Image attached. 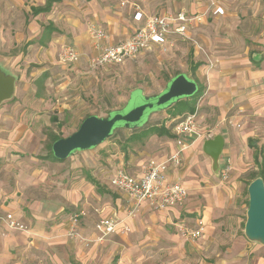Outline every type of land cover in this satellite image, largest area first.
Masks as SVG:
<instances>
[{"label": "crops", "instance_id": "crops-1", "mask_svg": "<svg viewBox=\"0 0 264 264\" xmlns=\"http://www.w3.org/2000/svg\"><path fill=\"white\" fill-rule=\"evenodd\" d=\"M134 1L141 5L145 14L170 15L180 11L188 15L203 14L202 19L188 30L193 39L179 35L171 37L180 40L178 44L183 39L194 45L190 47L189 54L191 70L197 76L207 78V94L198 102L199 127L212 128L215 135L223 134L225 146L220 157L221 167L228 155L236 169L245 164L244 158L248 164L252 158L255 161L254 152L249 150V139L255 140L253 134L240 132L223 120L232 118L235 123L239 122V116L232 112L235 105L243 103L242 99L255 100L256 89L264 92L263 86L258 87L264 82V0H171V8L164 6L157 11L156 6H148L146 1ZM48 2L0 0V65L11 73L20 67L22 61L41 65L54 60L59 44L67 41L82 50H94L87 59L92 68L98 67L93 63L99 52L89 31L91 24L105 30L106 37L101 40L104 45L118 44L142 25L134 20L135 7L132 4L121 6L120 0H53L48 10L35 11V8L46 7ZM214 5L223 8L224 12L211 13L209 10ZM255 54H261V58L255 59ZM208 60L212 62L211 68ZM45 71L46 68L36 73L43 75ZM18 86L19 82L15 91ZM214 114L217 118L212 119ZM178 118L163 122L170 127ZM35 120L39 118L33 114H20L18 117L0 114V122L22 125L21 129L15 127L9 131L7 135L10 138H32L35 132L29 124ZM171 132L174 137L157 134L150 137L155 144L153 153L148 155V159L133 157L138 163L135 170L125 167L124 163L113 169L108 175V189L115 192L112 197L114 207L108 201L96 206L95 219H87L84 227L78 226L77 236H69L68 232L66 235L63 223L57 218L62 217V212L71 205L79 204L84 192L81 194L78 189L61 187L59 194L53 195L49 184L51 173L45 167L50 162V154H44L39 159L41 162H37L40 166L42 163L44 167L41 168L35 166L33 160L31 163L25 161L26 156H19L22 161L18 165L3 163L5 159L14 158H9L7 148H0V264H154L155 259L165 256L164 264H192V260L187 258V245L193 251L203 253L222 234L211 225L213 217L218 214L214 195L218 183L212 173V160L204 153L202 138L184 150L179 167L172 166L168 171L171 180L180 181L188 190V197L182 205L158 209L144 201L134 216H130L129 231L120 226L116 232L103 236V232L95 227L101 217L113 215L121 219L134 206L126 193L111 184L114 174L123 169L140 175L146 161L166 158L179 144L173 128ZM241 149L247 157H243ZM90 182L101 194L93 190L96 197L102 198L109 192L99 180ZM85 203L87 201L82 204ZM9 213L27 224L30 230L9 229L4 220ZM200 218L205 223L204 233L191 243L175 231L181 225H197ZM229 235L230 240L221 241L227 243V251L238 252L234 253L235 264H264V245L250 244L248 249V242L233 232ZM85 239L94 242H85ZM231 261L232 258L219 256L215 264H231ZM200 262L214 264L203 258Z\"/></svg>", "mask_w": 264, "mask_h": 264}, {"label": "rangeland", "instance_id": "rangeland-1", "mask_svg": "<svg viewBox=\"0 0 264 264\" xmlns=\"http://www.w3.org/2000/svg\"><path fill=\"white\" fill-rule=\"evenodd\" d=\"M143 1H146L148 6H151V4L156 6L155 11L164 6H166L165 8H171V0ZM179 41L178 39L172 40L166 46L157 45L153 49L146 50L138 57L122 64L102 65L94 68L89 65L87 59L93 54L92 52L94 50H82L78 48V45L67 41L59 44L55 52L54 60H48L47 63L41 65L34 63L28 64L22 61L20 67H17L14 71L12 70L13 74L17 76L16 83L19 82V86L14 96L1 104L0 114L14 117H18L20 114H33L39 120H35L34 123L29 124V127L35 132V135L27 139L22 138V136L19 138H10L7 135L15 127L22 128V125L18 124V122L13 125L11 123L0 122V148H7L9 158H14L5 159L3 163H15L18 165L22 161V158L19 156H26L25 161L31 163L33 160V162H36L35 166H40L38 165L41 162L39 159H42L41 157L44 154H50V162H47L48 164L45 167L51 173L49 184L52 187L53 195L59 194L58 192L62 189L61 187L78 189L82 191L81 194L84 192L79 204L73 205V207L71 205V208L68 207L62 212V217L58 216L57 218L58 222L63 223L62 226L66 229V235L77 236L76 234H79L78 226L84 227L87 219H95L96 216L93 213L96 211V206H100V204L108 201L110 206L114 207L115 204L112 202V197L115 196V192L108 189V175L120 163H124L125 167L132 171L138 168V163L134 162L132 158L143 156V158L148 159V155H152V150L155 145L150 140V137L156 134L133 137L132 134L136 129L121 127L115 131L112 137L106 139L99 146L88 150L76 151L65 160H56L51 155L49 148L51 136L53 134L62 136L71 134L78 129L87 115L96 114L105 116L114 109L124 107L131 93L135 90L133 100L128 108L133 104L140 103L142 96L140 90L137 89L141 88L145 94L161 93L177 73H185L196 80L198 83V91L201 86L202 93L196 99L198 108V102L207 94V78L202 75L197 76L191 70L189 54L190 47L194 45L191 42L188 44L187 42L189 41L183 39H181L182 43L178 44ZM65 46L75 48L80 56L82 53L81 59L72 64L68 62H64L66 63L64 65L63 63H59L61 61L59 53ZM207 62L211 68V60ZM44 68H46L45 76L36 73L37 71L41 72ZM259 86H263L261 88H264V82L259 84ZM263 96V89H256L255 100L252 98L242 99L243 103L235 105L233 108L232 112L239 116V122L237 121L235 123L232 121V118H225L223 121L226 125L236 127L240 132L253 134V138H255L258 146L264 148ZM64 104L65 107L63 106ZM183 104L184 101L175 103V111H179L183 107ZM167 114H170V117ZM147 115H145L144 120ZM181 115L174 116L171 110H154L150 112L147 120L137 130L148 127L151 124L165 123L163 121L170 120L174 117L178 118ZM213 118L215 119L217 116L214 114L212 116ZM209 129L215 135V130L212 128ZM201 138L202 140L208 139L206 137ZM249 150L254 152V148L252 147ZM241 152L243 157L248 156L244 152V149H241ZM225 161L218 173L212 170L218 183L214 195L217 206L216 212L219 215L217 214L213 217L211 225L217 228L222 234L215 238L211 248L203 253L197 250L193 251L187 245V258L192 260V264H201L200 258L215 264L219 256H223L225 259L232 258L231 264H235L236 255L234 253L238 252L227 251V243L221 241L223 239L230 240L229 233L231 232L235 236L237 235L248 242V249L251 248L250 244L254 245L259 243L248 239L244 231L249 205L248 183L250 182L252 172L257 171L258 166L253 158L249 164L244 158L243 161L245 164H241L240 168L238 167L239 169H236L230 155H228ZM146 163L147 161L144 165ZM40 167H44L42 163ZM89 175L99 180L104 189L109 190V192L102 195V198L96 197L95 193L99 194L97 192V186H93L89 181ZM93 190L95 191L94 194L92 193L94 192ZM84 201H87L85 205L82 204ZM79 212H83V214H81L78 224L73 225L72 217L75 213ZM134 213L135 211L132 214H124L120 219L125 231L130 230L128 222L130 221V216H134ZM22 223L25 228L18 230L29 231V226L24 222ZM195 226L193 224L186 225L188 228ZM72 227L75 230H71ZM178 228L175 231L180 233L181 237L186 240V237L180 231V227ZM84 241L94 242L92 239H85ZM192 241V239H187L189 243ZM218 244L219 246H217ZM228 256L233 257L228 258ZM166 257H158L155 259L154 264H164Z\"/></svg>", "mask_w": 264, "mask_h": 264}, {"label": "built area", "instance_id": "built-area-1", "mask_svg": "<svg viewBox=\"0 0 264 264\" xmlns=\"http://www.w3.org/2000/svg\"><path fill=\"white\" fill-rule=\"evenodd\" d=\"M121 6L132 4L136 11L134 20L142 23L136 27L133 34L120 41L116 45H104L101 40L106 37L105 30L97 24H91L89 31L94 38V46L98 50L93 63L95 66L121 64L127 59L136 58L153 45L166 46L172 42V36L179 35L188 37V30L195 22L200 21L203 14L188 15L185 11L175 14H145L141 5L134 0H120ZM213 14L223 13L220 6H212L209 10ZM62 62L76 63L80 59L79 52L70 46H65L60 52ZM198 108L195 112L185 113L175 121L173 131L178 139V147L162 160H150L143 166L140 175H133L126 170L119 169L111 178V184L126 193L134 202L129 211L132 214L142 202L148 201L155 208L164 209L168 206L182 205L187 197L188 190L180 182L169 178L170 167H179L182 163V153L195 140L206 137L212 138L214 134L211 129H201L197 119ZM83 212L75 213L72 217V224H78ZM9 229H24V224L15 218L13 214H7L4 218ZM117 217L110 215L101 217L95 227L103 232V236L112 234L122 226ZM205 223L198 220L197 225L188 228L180 226V231L186 239L195 240L204 233ZM71 230H75L73 227Z\"/></svg>", "mask_w": 264, "mask_h": 264}, {"label": "water", "instance_id": "water-1", "mask_svg": "<svg viewBox=\"0 0 264 264\" xmlns=\"http://www.w3.org/2000/svg\"><path fill=\"white\" fill-rule=\"evenodd\" d=\"M260 59L261 54H255ZM17 76L0 65V106L11 99L16 90ZM140 90L142 101L133 104V91L127 104L117 108L105 116L92 114L84 118L77 130L67 136H62L52 144L54 156L65 160L79 150H88L99 146L106 139L113 136L118 128L137 129L149 116L150 112L159 109L168 110L180 100L196 94L198 83L185 73L174 76L166 85L163 92L158 94H145ZM128 108V109H127ZM147 115L144 120L145 115ZM225 146L223 134H216L203 142V150L212 160V170L218 173L221 169L220 157ZM249 205L245 223V235L251 241L264 245V179L257 177L248 185Z\"/></svg>", "mask_w": 264, "mask_h": 264}, {"label": "trees", "instance_id": "trees-1", "mask_svg": "<svg viewBox=\"0 0 264 264\" xmlns=\"http://www.w3.org/2000/svg\"><path fill=\"white\" fill-rule=\"evenodd\" d=\"M52 1L53 0H49V2H48V4H47L46 7H43V8H35V11L48 10L50 8V5H51V2ZM177 74H179V73H177ZM45 75L46 74H43V76H45ZM201 93H202V89H201V86H200V90L197 91L195 95L190 96V97H186V98L180 100V101H184V104H183V107L179 111H175V109H174L175 104L171 108H169L168 110H171L172 113H174V116L175 115H178V114H182L183 115L185 113L195 112V110L197 108L196 99L201 95ZM173 125H174V123H172L171 128L173 127ZM171 128L168 127V126H166L165 123H161V124H151L148 127H145L143 129H139V130L136 129V130H134V132H133L132 135H133V137L134 136L141 137V136H145V135L147 136V135H150V134H157V135H160V136L166 135L168 137H174V135L171 132ZM60 137H62V135L53 134L51 136V143L49 145L50 153L53 156V158L56 159V160H59V159H57L54 156V154H53L52 144H53V142L55 140H57ZM249 145H250V147L254 148L255 161H256V164L258 166V170L252 172L251 177H250V182L252 180H254L255 178H257V177H262L264 179V148L262 146H258L257 142L254 139H252V138L249 139ZM88 179L90 181L94 182V183H97L96 182V179L92 175H89L88 176ZM250 182L248 183V185L250 184ZM248 204H249V201H248Z\"/></svg>", "mask_w": 264, "mask_h": 264}]
</instances>
